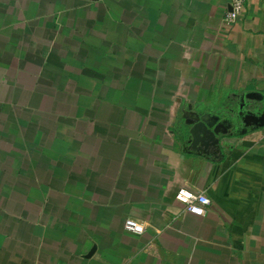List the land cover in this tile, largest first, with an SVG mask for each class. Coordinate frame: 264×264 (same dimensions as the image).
<instances>
[{
  "label": "crops",
  "instance_id": "1",
  "mask_svg": "<svg viewBox=\"0 0 264 264\" xmlns=\"http://www.w3.org/2000/svg\"><path fill=\"white\" fill-rule=\"evenodd\" d=\"M229 10L0 0V264H264V126L214 154L177 131L184 110L264 104V0Z\"/></svg>",
  "mask_w": 264,
  "mask_h": 264
},
{
  "label": "water",
  "instance_id": "2",
  "mask_svg": "<svg viewBox=\"0 0 264 264\" xmlns=\"http://www.w3.org/2000/svg\"><path fill=\"white\" fill-rule=\"evenodd\" d=\"M252 94L241 95L231 104L184 110V124L177 129L184 150L205 151L210 148L212 154L221 153L219 143L223 135L244 133L248 128L264 126V104ZM245 96L252 97L253 102L246 101Z\"/></svg>",
  "mask_w": 264,
  "mask_h": 264
},
{
  "label": "built area",
  "instance_id": "3",
  "mask_svg": "<svg viewBox=\"0 0 264 264\" xmlns=\"http://www.w3.org/2000/svg\"><path fill=\"white\" fill-rule=\"evenodd\" d=\"M245 0H230V10L224 18L226 23L236 20L244 9ZM175 198L184 205V209L196 214H204L210 204V198L202 191L190 190L184 186L177 189ZM126 230L139 233L143 231V225L134 219H126L124 222Z\"/></svg>",
  "mask_w": 264,
  "mask_h": 264
}]
</instances>
